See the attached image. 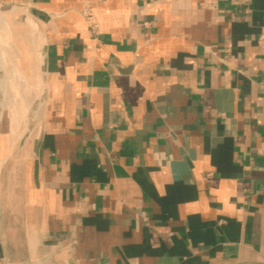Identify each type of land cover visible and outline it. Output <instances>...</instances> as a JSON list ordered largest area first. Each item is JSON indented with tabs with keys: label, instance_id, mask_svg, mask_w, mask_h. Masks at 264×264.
<instances>
[{
	"label": "crops",
	"instance_id": "obj_1",
	"mask_svg": "<svg viewBox=\"0 0 264 264\" xmlns=\"http://www.w3.org/2000/svg\"><path fill=\"white\" fill-rule=\"evenodd\" d=\"M11 6L0 264H264V0Z\"/></svg>",
	"mask_w": 264,
	"mask_h": 264
},
{
	"label": "water",
	"instance_id": "obj_2",
	"mask_svg": "<svg viewBox=\"0 0 264 264\" xmlns=\"http://www.w3.org/2000/svg\"><path fill=\"white\" fill-rule=\"evenodd\" d=\"M15 7H0V12H10L12 10H14Z\"/></svg>",
	"mask_w": 264,
	"mask_h": 264
},
{
	"label": "built area",
	"instance_id": "obj_3",
	"mask_svg": "<svg viewBox=\"0 0 264 264\" xmlns=\"http://www.w3.org/2000/svg\"><path fill=\"white\" fill-rule=\"evenodd\" d=\"M88 18L91 19L92 17H91V16H88ZM260 40H261L262 42H264V32L262 33V35H261V37H260Z\"/></svg>",
	"mask_w": 264,
	"mask_h": 264
},
{
	"label": "rangeland",
	"instance_id": "obj_4",
	"mask_svg": "<svg viewBox=\"0 0 264 264\" xmlns=\"http://www.w3.org/2000/svg\"><path fill=\"white\" fill-rule=\"evenodd\" d=\"M0 18H1V16H0ZM18 18L20 19V17H18ZM20 20H21V19H20ZM0 28H1V27H0ZM18 30L20 31V30H21V28H19Z\"/></svg>",
	"mask_w": 264,
	"mask_h": 264
}]
</instances>
